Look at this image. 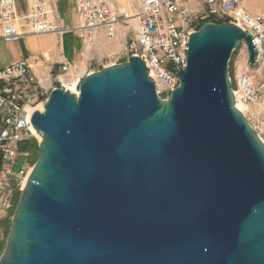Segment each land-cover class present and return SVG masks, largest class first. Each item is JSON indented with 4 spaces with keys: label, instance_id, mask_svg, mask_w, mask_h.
I'll return each instance as SVG.
<instances>
[{
    "label": "water",
    "instance_id": "water-1",
    "mask_svg": "<svg viewBox=\"0 0 264 264\" xmlns=\"http://www.w3.org/2000/svg\"><path fill=\"white\" fill-rule=\"evenodd\" d=\"M243 41L254 64L239 25L202 26L166 99L139 56L52 90L0 264H264V141L229 70Z\"/></svg>",
    "mask_w": 264,
    "mask_h": 264
},
{
    "label": "built area",
    "instance_id": "built-area-1",
    "mask_svg": "<svg viewBox=\"0 0 264 264\" xmlns=\"http://www.w3.org/2000/svg\"><path fill=\"white\" fill-rule=\"evenodd\" d=\"M24 1L26 8L21 10L20 0H0V41L62 35L74 29L89 45L103 31L108 40L123 42L115 55L127 60L139 56L146 62L157 93L164 99L170 97L175 84H180L178 73L189 63L191 35L206 23L238 17V25L255 47L252 64L247 44L242 42L246 63L263 76V81L257 84L255 76L241 71L238 64L229 65L230 78L236 102L247 106L244 114L264 141V12L249 10L245 0H140L134 11L122 14L106 0H77L80 24L73 29L62 25L55 0ZM133 20L137 23L136 39L126 42L123 28ZM82 78L70 62L55 66L44 58L22 59L0 68V213L11 207V179L28 170L25 146L33 138L39 139L32 123L36 110L31 109L44 105L54 88L69 92L74 88L78 94Z\"/></svg>",
    "mask_w": 264,
    "mask_h": 264
},
{
    "label": "rangeland",
    "instance_id": "rangeland-1",
    "mask_svg": "<svg viewBox=\"0 0 264 264\" xmlns=\"http://www.w3.org/2000/svg\"><path fill=\"white\" fill-rule=\"evenodd\" d=\"M20 2L25 3L24 0H20ZM108 4H110L118 13L122 14L127 11H134L138 5L140 0H106ZM26 4V3H25ZM56 4V12L63 18L66 14H68L74 21L75 25L80 24V19L77 11V0H64V3L61 7H58ZM25 6V5H24ZM245 6L248 8H253L254 10L264 12V0H245ZM26 7V6H25ZM24 7V8H25ZM60 19V18H59ZM69 28H75L69 27ZM136 28L137 23L135 20L130 21L129 23L124 25L123 33H126V37L123 39L126 42L134 41L136 39ZM57 36L59 40V52L55 47L54 50L46 51L42 53L40 56L39 53L46 49L47 47L56 44ZM32 35L25 38H22L15 42H6L3 46L4 50L12 57L13 59L20 58H33L32 61H35L38 58H44L52 65H58L60 62H70L72 64L73 70L75 74H79L80 76H87L91 72H95L101 70L105 66H109L116 63H122L127 61L126 57H119L118 55H102L96 54L90 57H85L86 51L89 49H93L94 44L88 45L83 42V39L79 36L78 32L74 29L72 31L66 32L62 35ZM66 36V45L67 49H63L62 47V38ZM96 42L99 41L98 38L94 39ZM94 41V42H95ZM95 42V43H96ZM84 44V50H81V47ZM123 42H119V45L122 46ZM243 44H241L234 52L231 57L229 65L233 66L238 64L240 66L241 71H247V73L251 76H255L254 81L257 84H261L263 81V76L259 74L255 68L247 65L246 59L243 53ZM83 52V54H82ZM58 55V57H53L52 55ZM36 56V57H35ZM243 104L244 110L247 109V106ZM256 108V107H254ZM243 110V111H244ZM252 117V116H250ZM39 139L33 138L28 142L25 146V150L28 153V170L20 176H15L11 179V189H10V204L11 207L6 212L0 213V258L5 250L9 231L12 224V219L14 216V212L16 210L17 204L19 202L20 196L24 189L23 183L26 179H28L31 168L34 167V164L38 160L39 157ZM31 171H30V170ZM30 171V173L27 172ZM27 181V180H26Z\"/></svg>",
    "mask_w": 264,
    "mask_h": 264
},
{
    "label": "crops",
    "instance_id": "crops-1",
    "mask_svg": "<svg viewBox=\"0 0 264 264\" xmlns=\"http://www.w3.org/2000/svg\"><path fill=\"white\" fill-rule=\"evenodd\" d=\"M56 2H57V4H58V7L60 8L61 7V5L64 3V0H55ZM25 5V3H22V2H20V8H21V10H24L26 7V5ZM25 7V8H24ZM248 8V7H247ZM249 10H251V11H257V10H254L253 8H248ZM59 18H60V21H61V23H62V25L64 26V27H66V28H69V27H73V26H75V27H77V26H79V24H77V25H75V23H74V21H73V19L68 15V14H66L63 18H61V16H60V14H59ZM46 35V34H45ZM47 35H53V36H55L54 34H47ZM56 38H57V40H56V44H54V45H51V46H49V47H47L46 49H44V50H42L40 53H39V55H37V56H40L42 53H44V52H46V51H50V53H51V51L52 50H54L55 49V47L58 49V52L60 51L59 50V38L57 37V36H55ZM98 39H99V41L98 42H96L95 40V42H92L93 44H94V46H93V49L91 50V49H89V50H87L86 51V54H85V57H90V56H92V55H96L97 53L99 54H102V55H114L115 53H116V51L120 48V45H119V43L118 42H115V41H110V40H108L106 37H105V33L103 32V31H100V32H98V34H97V36H96ZM6 42H4V41H0V68L1 67H5V66H7V65H9V64H11L12 62H15V61H18V60H22V59H29L30 61H32L33 60V58L34 57H32V58H20V59H13L12 57H10V55L4 50V44H5ZM90 45H92V44H90ZM62 47H63V49H67V45H66V36H64L63 38H62ZM81 50H84V44H83V46L81 47ZM52 55V54H51ZM53 57H58V55L56 54V55H52ZM36 57V56H35Z\"/></svg>",
    "mask_w": 264,
    "mask_h": 264
},
{
    "label": "bare ground",
    "instance_id": "bare-ground-1",
    "mask_svg": "<svg viewBox=\"0 0 264 264\" xmlns=\"http://www.w3.org/2000/svg\"><path fill=\"white\" fill-rule=\"evenodd\" d=\"M228 22H234V23H236L237 25H238V17H230V18H228ZM191 38V37H190ZM190 38H189V45H190ZM148 67V66H147ZM148 71H149V67H148ZM81 82V81H80ZM179 86V84H175V89L177 88ZM54 89H56V88H54ZM75 89L73 88V92L74 93H76L77 94V91H74ZM237 106H238V108L240 109V110H244V108H243V104L241 103V102H237ZM34 110H41V111H43L44 110V105L43 104H40V105H38L37 107H34V108H32L31 109V111H34ZM245 111V110H244ZM243 111V112H244ZM34 129H35V127H34ZM38 137H39V140H42V136L38 133ZM32 170V169H31ZM30 170V171H31ZM30 171H29V173H30ZM26 180H28V179H26ZM24 181V183H23V186H25L26 185V182L27 181Z\"/></svg>",
    "mask_w": 264,
    "mask_h": 264
}]
</instances>
